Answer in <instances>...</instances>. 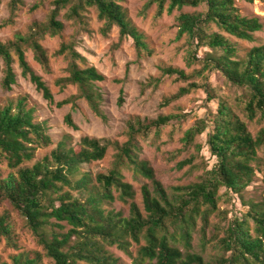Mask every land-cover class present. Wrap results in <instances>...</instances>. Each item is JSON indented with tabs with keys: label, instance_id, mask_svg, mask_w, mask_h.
<instances>
[{
	"label": "trees",
	"instance_id": "trees-1",
	"mask_svg": "<svg viewBox=\"0 0 264 264\" xmlns=\"http://www.w3.org/2000/svg\"><path fill=\"white\" fill-rule=\"evenodd\" d=\"M124 0H52V8L44 22H33L29 34L16 33L6 42L0 41V87L10 91L17 82L14 65L22 77L28 79L41 92L44 99L53 103L51 90L27 60L31 50L34 60L45 71H50L49 56L40 39L60 35L64 23L58 16L80 21L81 11L94 7L103 20L102 34L113 26L118 28V42L131 38L138 58L152 53L145 35L132 23L121 5ZM253 2L254 0H245ZM264 3V0H260ZM21 0H9V17L12 23ZM156 5V16L183 7L201 11L180 12L176 15L177 37L185 35L190 47L186 60L200 62V67L187 74L172 67H160L162 75H174L187 81L175 93L165 96L166 106L192 90L203 88L207 100L216 99L215 110L206 120L187 129L180 139L182 149L193 144L196 135L206 132V143L215 163L203 170L198 181L173 187L168 192L155 178L149 162L139 158V139L151 135L160 137L162 127L181 115L159 114L154 118L134 116L127 120L122 143L105 138L82 136L74 144L64 136L55 142L48 132L46 121L35 120L33 108L26 99H8L0 105V237L15 247L7 259L0 256V264H125L108 251L116 247L132 258L133 264H264V179L261 189L252 197L244 192L255 184L261 171L258 151L264 147V42L250 47L243 55L237 53L230 37L253 41L254 33L262 29L258 17L242 16L234 0H147ZM215 30H211V26ZM202 49V59L195 54ZM55 55L67 59V74L56 80L61 88L73 85L76 92L55 103L57 107L75 108L84 101L91 112L106 120L102 109L103 96L98 85L105 76L94 66L87 65L73 42L61 43ZM217 71L234 89L240 91L241 111L248 120L262 125L252 134L246 122L226 98L215 93L209 83H197L194 78ZM159 79L142 83L145 88L157 86ZM123 102L122 90L117 103ZM64 122L76 129L71 113ZM51 147L41 158L35 159V150ZM113 145L116 152L112 165L105 172L91 176L86 165L105 157ZM197 152L200 149L199 145ZM181 151V149L179 150ZM175 156V155H172ZM194 155L178 161L181 169L192 165ZM172 158V157H171ZM4 164V166H1ZM130 170L135 177L149 180L140 187L143 211L134 202L132 185L124 180L123 171ZM264 171V167H263ZM224 188L226 201L229 194L237 196L244 211L228 216V210L219 211V190ZM117 192V195L114 194ZM115 198L129 204L128 216L107 209ZM8 207L5 209L4 207ZM10 211L19 215L42 251L20 249L16 243ZM221 213L223 224L213 231L221 253L204 260L202 255L190 252L194 232L207 242L211 215ZM143 240L134 256L131 243ZM180 247H183L182 250Z\"/></svg>",
	"mask_w": 264,
	"mask_h": 264
},
{
	"label": "rangeland",
	"instance_id": "rangeland-1",
	"mask_svg": "<svg viewBox=\"0 0 264 264\" xmlns=\"http://www.w3.org/2000/svg\"><path fill=\"white\" fill-rule=\"evenodd\" d=\"M9 0H0V41L6 42L13 38L16 33L29 34L33 22H44L52 8V0H21L12 23H7L9 17ZM147 0H124L121 5L125 9L128 18L145 35V40L151 49L150 55L138 58L131 38H125L117 48L118 28L113 26L110 31L104 35L101 27L103 20L97 16L94 7H88L81 11L80 21L69 20L64 16L67 9L60 11L58 19L63 21L64 29L60 35L54 37L45 36L40 39L41 44L46 49L49 56L50 71L45 72L34 60L31 50L26 51L27 60L32 68L42 77L46 85L53 94L54 102L51 103L43 98L35 86L20 74L17 64L14 65L17 73V82L10 91H4L0 87V105L8 99H17L19 96L26 99L28 108H33L35 120L46 121L48 132L51 135L54 144L64 136H69L72 144L78 142L82 136L105 138L111 141L122 143L126 140L124 133L126 122L134 116L154 118L159 114H177L181 115L178 119L162 127L160 137L152 140L151 135L139 139L141 147L139 158L149 162L154 170L155 178L158 179L168 192H172L173 187L185 185L199 180L200 175L206 168L212 167L215 163V157L210 154L208 144L206 143V132L196 135L193 144L187 149H182L180 139L184 132L196 123L206 120L210 111L215 110L217 100H207V94L203 88L192 90L190 93L182 96L178 100L171 102L166 106H161L163 97L175 93L180 87L187 84V81L178 80L174 75H162L160 67L172 66L183 70L189 74L201 65L200 62L189 64L186 58L190 53V47L185 35L177 37L176 15L180 12L201 11L203 8L199 5L196 8L183 7L181 10L174 9L172 12L166 11L159 17L156 16V5H146ZM239 13L242 16H256L262 23V29L254 33L253 41H246L230 37L234 43L237 53L243 55L250 47L264 42V3L260 0L247 2L245 0H234ZM211 30H215L212 25ZM73 42L75 49L81 53L87 60V65L94 66L101 72L105 79L99 82L103 101L102 109L106 114V120L103 121L96 117L84 101H79L75 108L70 105L57 107L55 103L76 92L73 85L61 89L56 80L67 74V59L64 55H55V51L61 43ZM197 59H202L203 51L198 50L195 54ZM206 76H197L194 80L197 83L207 82L213 88L215 93L228 99L236 112L246 122L248 130L255 134L262 126L256 120H248L241 111V103L238 100L240 91L234 89L217 71H210ZM159 79L157 86L153 84L145 88L142 83H147L149 79ZM122 90L123 102L118 105L117 100ZM71 113L72 119L77 128L74 129L64 122V116ZM200 149L197 152V147ZM53 147L41 146L35 150V159L41 158L48 150ZM181 149V151H179ZM116 150L113 145L107 148L103 159L93 161L86 165L91 176L98 172H105L114 159ZM175 155V156H172ZM194 155L192 165H186L183 168H177L178 161L189 158ZM172 157V158H171ZM261 171L257 172L258 178L254 185L249 186L244 192V196L252 197L256 191L260 190L264 179V147L258 151V162ZM1 166H4L2 164ZM124 180L132 185L134 190V202L143 211L142 197L140 187L149 180L142 177H135L130 170L123 171ZM117 195V192H114ZM218 194V210H228V216L237 215L244 211L243 206L237 196L229 194L230 201H226L224 188H220ZM1 208V207H0ZM8 209V207H4ZM107 209L120 211L123 216L129 214V204L115 198ZM216 211L210 217V226L208 229L207 242L203 241L197 232H194L191 239L190 252L202 255L204 260L218 256L221 249L216 241L220 239L223 233L220 231L217 238L212 237L213 231L220 229L223 224L221 218L223 214ZM10 217L13 221L16 243L20 249L42 251L32 237L30 231L26 228L23 219L15 212L10 211ZM144 241L131 243L130 251L135 256L139 246ZM184 250L183 247H180ZM109 252L119 257L125 264H133L132 258L116 247H108ZM16 249L14 246L0 237V256L7 259V256ZM44 264L51 262L43 258Z\"/></svg>",
	"mask_w": 264,
	"mask_h": 264
}]
</instances>
